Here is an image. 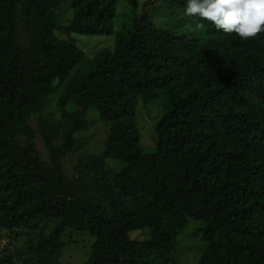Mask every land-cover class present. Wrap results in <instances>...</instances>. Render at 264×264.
<instances>
[{"label": "trees", "instance_id": "trees-1", "mask_svg": "<svg viewBox=\"0 0 264 264\" xmlns=\"http://www.w3.org/2000/svg\"><path fill=\"white\" fill-rule=\"evenodd\" d=\"M119 1L129 10L115 32ZM166 2L190 35L137 14V0H0V264L22 249L32 257L21 264H59L68 228L94 238L84 264H177L189 219L203 224L197 264H264V33L242 40L187 16L186 0ZM62 4L66 34H115L113 46L89 60L58 39ZM139 97L167 110L152 153L140 146ZM91 110L109 126L103 150L69 177L62 159ZM52 219L48 235L9 251L23 229ZM145 228L149 238L129 237Z\"/></svg>", "mask_w": 264, "mask_h": 264}, {"label": "rangeland", "instance_id": "rangeland-1", "mask_svg": "<svg viewBox=\"0 0 264 264\" xmlns=\"http://www.w3.org/2000/svg\"><path fill=\"white\" fill-rule=\"evenodd\" d=\"M137 14L146 12L152 17L155 24L176 34H188L191 32V27L183 21L181 15H174L166 0H137ZM128 6L122 1L117 4V15L114 31L120 29L121 24L126 20L125 15L128 13ZM56 24L58 29L55 35L58 39H72L76 46L84 53L89 60L94 59L103 49L111 48L114 44L115 34L111 36H78L76 34H66L64 28L72 18V11L67 5H59L56 8ZM190 35V33H189ZM17 40L21 45L25 44L24 29L21 25L18 26ZM136 112V122L140 134V146L145 153H152L155 150L154 123L161 115L167 111L164 109L160 98L147 102L143 97L138 98ZM97 114L91 110L87 116V123L84 129L79 130L75 134L77 151L67 154L62 159L64 173L72 177L73 168L77 164L79 158L86 154H100L103 150L104 142L108 132V124L97 119ZM30 124L35 126L36 119L31 117ZM35 145L41 154L42 159L47 157V147L42 142L41 138L35 136ZM109 165L114 170L120 169V164L111 158L107 159ZM58 219L45 220L32 224L22 230L23 234L15 240L10 246L9 251L20 250L26 243L35 242L39 235H48L58 225ZM203 226L198 221L189 219L184 231L177 238L175 249L172 255L177 264H197L200 252L205 247L204 242L198 232V228ZM145 235L149 238L150 231L148 228L134 230L129 233V237L143 239ZM62 241L65 246L62 249L59 264H84L88 258L90 247L94 242V238L85 232H77L72 229H66L62 236ZM8 242V241H7ZM32 256L28 250L22 249L21 255L14 260L15 264H21L22 260H28ZM28 264H35L33 261Z\"/></svg>", "mask_w": 264, "mask_h": 264}, {"label": "clouds", "instance_id": "clouds-1", "mask_svg": "<svg viewBox=\"0 0 264 264\" xmlns=\"http://www.w3.org/2000/svg\"><path fill=\"white\" fill-rule=\"evenodd\" d=\"M185 14L211 23L217 31L242 40L264 33V0H186ZM191 27V25H188ZM203 30L204 23H196Z\"/></svg>", "mask_w": 264, "mask_h": 264}]
</instances>
